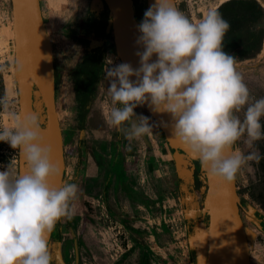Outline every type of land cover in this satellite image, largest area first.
<instances>
[{
    "label": "rangeland",
    "instance_id": "obj_1",
    "mask_svg": "<svg viewBox=\"0 0 264 264\" xmlns=\"http://www.w3.org/2000/svg\"><path fill=\"white\" fill-rule=\"evenodd\" d=\"M144 1L135 0V3L139 7H144ZM175 1L179 11L191 22L199 23L209 11L216 10L227 0ZM257 1L264 10V0ZM40 5L49 37L53 65L60 75L55 99L64 143L65 183L75 184L78 188L77 198L72 201L73 216L71 219L62 218L70 232L65 235L66 242L60 246L56 243L49 246L52 264L57 261L60 254L68 264L76 259L78 264H139L142 252L146 254L148 264H197V257H202L201 264H204L205 260L200 251L203 252L205 249L207 215L204 212L202 194L195 188L194 171L191 174V169L195 168V161L188 156H178L180 178L173 151L145 105L137 107L134 111L137 115L149 117L156 127L151 135L132 141L127 140L124 132L120 131L119 138L122 142L125 165L124 178L122 182L113 178L107 197L103 196L106 173L111 165L116 140L115 130L107 120L111 101L107 93L109 79L106 73L109 65L106 64V60L111 59L113 67L121 64L112 29L110 37L104 41V82L99 86L92 106V112L97 118L96 130L87 126L84 132L86 143L84 146L79 144L81 126L70 72L81 61L86 49L94 46L80 43V39H85L87 35V30L80 23L86 18L89 10L103 9L104 1L41 0ZM136 5V17L141 23L145 12ZM255 28L264 31V20ZM235 60L236 71L249 90L250 102L264 98V37L261 49L255 55ZM5 96L14 103H11L7 110L0 104V131L15 127L17 120L13 119V113L20 118L11 0H0V100ZM34 100V109L44 126L45 110L38 91L35 92ZM237 115L243 119V110ZM261 124L264 131V118L261 119ZM122 127L128 129L129 125L126 123ZM245 139L246 137H242L233 145V150L238 149L245 155L258 150L261 158L259 162L250 161L242 166L236 175L239 203L242 207L240 214L246 228L254 233L249 243L250 264H264V209L257 200V195L264 193V173L261 171L264 138L255 142V149L247 148ZM147 141L152 147V159L147 156ZM161 145L168 147V154L161 156L164 153ZM89 152L99 153L100 155H97L100 163L87 173L83 166L85 159H89L90 164H93ZM170 162V168H167L166 165ZM8 164L21 172L19 151L13 150L5 142H0V171ZM187 170H190L188 179ZM201 171H204L202 167ZM91 175L100 180L101 186L88 182V185H84L83 190L79 191L82 186L80 179L86 178L89 181ZM199 177L202 181L205 180L202 172ZM186 196L192 229L191 245L188 240L189 233L185 229ZM73 231L77 232L79 244L75 254L72 252ZM197 249L200 253L198 255ZM193 251L196 254L194 261ZM69 252L72 254L70 259Z\"/></svg>",
    "mask_w": 264,
    "mask_h": 264
},
{
    "label": "clouds",
    "instance_id": "obj_2",
    "mask_svg": "<svg viewBox=\"0 0 264 264\" xmlns=\"http://www.w3.org/2000/svg\"><path fill=\"white\" fill-rule=\"evenodd\" d=\"M230 24L216 10L193 23L174 0H155L138 25V69L128 63L108 64L110 126L129 141L153 133L156 124L134 109L147 104L153 113L171 117V138L200 162L207 174L224 183L235 180L258 150L245 155L233 145L246 137L247 148L264 138V98L250 102V93L236 71L223 41ZM156 56L155 61L152 60ZM132 77H135L133 81ZM42 79V78H41ZM14 103L0 100L5 110ZM243 110V119L237 114ZM14 128L0 131V142L18 150L26 170L8 164L0 171V264H52L48 235L62 218L74 214L75 184L51 183L59 169L44 146L40 118L16 117ZM128 124V129L122 127ZM168 125H165L167 127ZM202 257H197L201 264Z\"/></svg>",
    "mask_w": 264,
    "mask_h": 264
},
{
    "label": "water",
    "instance_id": "obj_3",
    "mask_svg": "<svg viewBox=\"0 0 264 264\" xmlns=\"http://www.w3.org/2000/svg\"><path fill=\"white\" fill-rule=\"evenodd\" d=\"M41 0H11L13 13V32L15 43V73L19 93L20 118L37 114L34 109L35 92L38 91L45 110L46 124L42 127L45 146L50 149L52 163L59 169L51 183L56 186L65 184V157L62 130L56 110V89L54 65L47 28L41 11ZM110 11L106 33L112 29L114 43L121 63L130 64L138 69L140 59L136 55L144 49L137 45L140 24L136 17L135 0H103ZM155 0L143 2L146 10ZM174 4L177 7L176 1ZM178 9V7H177ZM153 60V59H152ZM42 78V79H41ZM135 81V77L130 78ZM150 116L162 131L165 140L173 151L179 177L180 165L178 156L183 153L192 161L186 149L175 139L171 138V117L166 113H153L145 104ZM165 125H168L165 127ZM21 172L26 170L25 161L19 153ZM186 167V166H184ZM193 170V169H192ZM204 170V169H203ZM205 176L206 192L203 199L204 212L207 215V235L204 251V264H250V246L254 233L246 229L240 214L239 197L236 178L231 183H224ZM189 170H187V179ZM181 178V177H180ZM205 189V186L203 185ZM202 188V189H203ZM187 193V191H185ZM185 213L188 227L190 215L188 213V196L185 198ZM53 232V231H52ZM52 232L48 235V243ZM189 243L191 245V235ZM196 254H200L197 249ZM193 251V261L196 258ZM145 253H141L139 264H144ZM62 264L63 263L62 261Z\"/></svg>",
    "mask_w": 264,
    "mask_h": 264
},
{
    "label": "trees",
    "instance_id": "obj_4",
    "mask_svg": "<svg viewBox=\"0 0 264 264\" xmlns=\"http://www.w3.org/2000/svg\"><path fill=\"white\" fill-rule=\"evenodd\" d=\"M137 7L144 12L146 11V6ZM216 11H218L230 24V29L226 33L223 41L225 52L233 55L235 59H242L255 55L261 49L264 31L256 29L255 27L263 22L264 10L257 0H227L223 2ZM109 15L110 11L105 5L104 8L99 11L89 10L86 18L80 23L87 30L85 39H80V43L94 45L89 50L86 49L81 61L70 72V77L75 89V97L78 103L77 116L81 126V134L79 137V144L81 146H84L86 143L84 132L87 126L96 130L95 122L97 118L95 117V113L92 112V106L99 86L104 82V41L110 37V33H106ZM96 43H101V45L96 46ZM54 76L57 93L60 75L56 71V68L54 69ZM114 130L116 140L111 155V165L106 173V181L103 188V196L105 198L108 195V190L113 178H117L122 182L125 171L124 158L122 156L123 147L119 138L121 133L118 129L114 128ZM147 149V156L149 159H152L151 144L149 142L147 143ZM200 169V162L196 161L194 169L195 188L198 193L202 194V198L204 199L206 184H203V181L199 177ZM261 171L264 173V158L261 160ZM203 185L205 189H202ZM83 188L84 185L79 188V191H82ZM257 200L264 209V193H259L257 195ZM239 206L240 211H242L240 203ZM191 230V226L188 227V232H192ZM56 231L57 233L55 234ZM54 237L56 238L55 240ZM60 240L61 231L60 222L58 221L52 232L49 246L52 242L58 244ZM148 262L145 254L144 264H148Z\"/></svg>",
    "mask_w": 264,
    "mask_h": 264
},
{
    "label": "crops",
    "instance_id": "obj_5",
    "mask_svg": "<svg viewBox=\"0 0 264 264\" xmlns=\"http://www.w3.org/2000/svg\"><path fill=\"white\" fill-rule=\"evenodd\" d=\"M162 146V145H161ZM114 148V147H113ZM151 149H152V147H151ZM162 150L164 151V153L161 155V156H163V155H165V154H168V152H169V149H168V147H166V146H162ZM80 154V153H79ZM97 154H99V153H96V152H94L93 154L91 153V152H89V155H90V158H91V160H93V164L91 165L90 164V161H89V159H85V161H84V164H83V166H84V168H85V172H87L88 173V171H89V169H91L92 170V167L93 166H99V163H100V158H99V156L97 155ZM100 155V154H99ZM173 158H174V156H173ZM80 162V160H79V157H77V163H79ZM169 165V166H168ZM170 165H171V162L170 163H168L167 165H166V167L167 168H170ZM195 169V168H194ZM192 170V169H191ZM190 171V170H189ZM194 170H192L191 171V174H192V172H193ZM174 179V178H173ZM88 182H90V183H92V184H97V186H101V182H100V180L98 181V179L96 178V177H94L93 175H91V179H89V181L88 180H86V178H81L80 179V183H82V185H88L87 183ZM105 185V184H104ZM97 186H95V187H97ZM104 188V187H103ZM202 188H203V186H202ZM88 189V188H87ZM86 189V190H87ZM178 201H180V199H177ZM176 201V199H174V201L173 202H175ZM182 211V210H181ZM179 212V211H178ZM182 213V212H181ZM179 214V213H178ZM60 231H61V240H60V242L58 243V245L60 246L61 245V243H63V242H66V237H65V235L66 234H69L70 232H69V230H67V226L65 225V222H63V220L61 219L60 221ZM188 222L186 221V225H185V229H187V231H188ZM68 228H69V226H68ZM67 230V231H66ZM74 233H73V235H72V248H73V250H72V252H74V253H76L77 251H76V249L78 248V241H77V232L76 231H73ZM52 243H54V242H52ZM73 253V254H74ZM71 256H72V254H71V252H69V255H68V257H69V259L71 258ZM62 261H63V263H65V264H68L66 261H65V259L63 258V256H62V254H60L59 256H58V259H57V261L55 262V263H53V264H62ZM70 264H78V260L76 259V260H74V262L72 263H70Z\"/></svg>",
    "mask_w": 264,
    "mask_h": 264
},
{
    "label": "bare ground",
    "instance_id": "obj_6",
    "mask_svg": "<svg viewBox=\"0 0 264 264\" xmlns=\"http://www.w3.org/2000/svg\"><path fill=\"white\" fill-rule=\"evenodd\" d=\"M152 59H153V61H155V60L157 59V57H156V56H153ZM44 141H45V140H44V136H43V143H44ZM44 146H45V143H44ZM181 156H185V157H187V155H184V154H182ZM204 241H205V240H204Z\"/></svg>",
    "mask_w": 264,
    "mask_h": 264
},
{
    "label": "built area",
    "instance_id": "obj_7",
    "mask_svg": "<svg viewBox=\"0 0 264 264\" xmlns=\"http://www.w3.org/2000/svg\"><path fill=\"white\" fill-rule=\"evenodd\" d=\"M192 169H194V167H193ZM164 207H165V206H164ZM74 252H75V251H74ZM74 252H73V253H74ZM74 254H75V253H74Z\"/></svg>",
    "mask_w": 264,
    "mask_h": 264
},
{
    "label": "flooded vegetation",
    "instance_id": "obj_8",
    "mask_svg": "<svg viewBox=\"0 0 264 264\" xmlns=\"http://www.w3.org/2000/svg\"><path fill=\"white\" fill-rule=\"evenodd\" d=\"M244 222V221H243ZM245 225V224H244ZM246 227V226H245Z\"/></svg>",
    "mask_w": 264,
    "mask_h": 264
}]
</instances>
